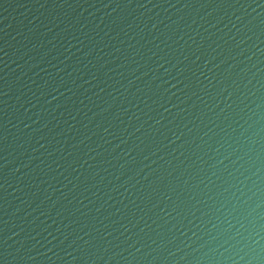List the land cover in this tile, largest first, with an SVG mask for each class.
<instances>
[{"label":"water","instance_id":"95a60500","mask_svg":"<svg viewBox=\"0 0 264 264\" xmlns=\"http://www.w3.org/2000/svg\"><path fill=\"white\" fill-rule=\"evenodd\" d=\"M240 182L264 0H0V264H230Z\"/></svg>","mask_w":264,"mask_h":264},{"label":"clouds","instance_id":"9594fccd","mask_svg":"<svg viewBox=\"0 0 264 264\" xmlns=\"http://www.w3.org/2000/svg\"><path fill=\"white\" fill-rule=\"evenodd\" d=\"M243 188L244 184L240 182V188L237 189L239 194L235 196L237 202L228 211L224 220L226 227L223 231L231 233L229 240L233 241V244L229 245V249H234L229 260L230 264H260L259 237L261 232H264V226L258 224L259 214L255 217L252 215L256 208L260 207L259 203L255 208L250 207L252 196L257 195L258 189L249 196L246 191L241 190ZM253 251H256V254L249 256Z\"/></svg>","mask_w":264,"mask_h":264}]
</instances>
